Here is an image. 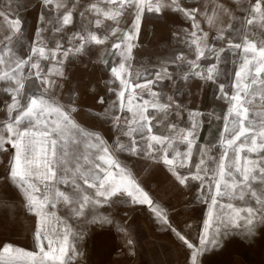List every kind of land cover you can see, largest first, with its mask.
Here are the masks:
<instances>
[{
	"label": "snow or ice",
	"instance_id": "1",
	"mask_svg": "<svg viewBox=\"0 0 264 264\" xmlns=\"http://www.w3.org/2000/svg\"><path fill=\"white\" fill-rule=\"evenodd\" d=\"M39 3L52 18L47 19L43 11L38 16L34 40L24 57L13 49L14 37L26 38L24 22L0 12V89L10 97V102L5 101L6 119L0 121V153L9 156L5 183L18 192L25 212L35 218L32 248L0 245V264H76L83 256L79 246L86 226L112 224L99 208L116 200L146 205L189 250L190 264H200L199 258L222 248L229 237L255 238L257 230L264 228V0H233L235 9L213 0L211 9L203 12L184 6L183 0H75L71 7L67 0ZM165 10L191 23L190 32L182 31L195 59L172 58L188 67L181 79L216 83L217 98L227 104L222 116L190 111L189 126L180 127L170 117L182 116L181 105L151 87L173 79L167 67L143 84L130 79L133 49L145 14ZM74 13L80 28L65 38ZM197 13L209 28L216 26L214 39L224 47L209 43ZM46 32L52 34L55 47H48L51 41ZM112 40L110 49H102L100 62L108 65L106 55L114 57L105 84L116 99L98 114L115 132L109 143L76 121L78 106L73 101L62 104L57 100L54 77H64L63 65L70 56L83 55L90 46H105ZM225 52L231 53L236 65L227 89L221 82L227 74L219 67ZM212 58L214 63L201 65L202 59ZM140 76L136 73L137 79ZM33 79L40 87L29 93L26 81ZM138 89L146 90L151 99H143ZM98 103L105 104L103 96ZM204 115L224 122L216 144L196 143L203 124L198 117ZM194 148L200 159L192 166ZM216 148L219 154L213 155ZM121 153L162 163L182 186L199 182L196 199L207 204L208 211L197 242L170 222L166 210L120 160ZM0 200L7 202L9 211L17 207L7 196ZM118 231L126 230L120 227ZM126 243L131 246L133 241Z\"/></svg>",
	"mask_w": 264,
	"mask_h": 264
},
{
	"label": "crops",
	"instance_id": "2",
	"mask_svg": "<svg viewBox=\"0 0 264 264\" xmlns=\"http://www.w3.org/2000/svg\"><path fill=\"white\" fill-rule=\"evenodd\" d=\"M67 2L71 7L75 0H67ZM81 2L84 3L85 0H81ZM216 2L231 9L236 8L233 0H216ZM183 3L186 7H195L203 12L206 7L211 9L213 0H183ZM42 11L47 19L52 18L47 10L41 8L39 0H0V12L18 17L24 22L26 38L17 36L13 39V49L17 55L24 57L28 54L38 26V16ZM197 20L200 22L201 28L208 32L209 43L216 48L224 47L223 43L214 39L217 34L216 26L209 28L199 13H197ZM44 27L49 26L45 24ZM79 28V17L74 13V23L66 29L65 38ZM183 29L190 32L192 30L191 23L179 13L165 10L160 14H145L139 38L135 41L136 47L133 49L132 76L130 77L134 83L143 84L146 79H153L155 72L160 68L167 67L173 79L161 80L151 87L153 91L162 92L165 99L167 96H171L176 103L181 105L182 116L180 118L175 115L170 117L180 127L189 126L188 113L190 111L205 114L214 112L218 116H222L227 111V104L217 98L220 93L216 83L204 82L197 78H190L187 81L181 79L183 73L188 71V67L179 60L172 62V58L182 55L187 59H195L193 51L186 43ZM45 36L51 41L48 47H55L52 34L46 32ZM112 42L114 40L109 41L105 46L93 45L87 48L83 55L70 56L63 65L64 77H54L58 85L55 89L57 100L62 104L73 101L78 106V111L75 114L76 121L87 128L99 129L107 135L113 133L114 130L110 123L99 119L98 114L112 100L116 99L113 94L107 91L105 84L110 78L109 69L114 57L106 55L108 65L102 64L100 58L102 49H110ZM166 57L168 59H165ZM214 62V58L200 61L204 67ZM41 63L47 67L44 61ZM136 73L141 74L139 79L136 78ZM25 74H27V69ZM39 87V81L35 79L26 81V91L29 93H35ZM137 91L141 92L142 90L138 89ZM127 95L126 92V97ZM142 95L143 99H151L146 90L142 91ZM101 96L105 99L104 105L98 103ZM5 101L10 102V97L6 96L0 89V119L6 117ZM162 102L164 101L162 100ZM149 111L152 112L153 110L150 108ZM123 115L129 114L125 112ZM198 119L202 120L203 124L198 130L196 143L200 146L216 144L223 128V120L208 115L198 117ZM199 159L200 154L194 148L191 165L194 166ZM131 169L141 187L151 195L156 203L169 209L170 212L181 210L186 213L185 216L188 220L199 222V204L201 201L196 199L199 182L190 181L187 187L182 186L162 163L149 161L142 157H131ZM181 171L187 172V169ZM193 210L195 211L194 214L192 213ZM181 249H183L181 253L184 255L182 264H186L189 253L183 245ZM225 264H264V252L257 261L234 258Z\"/></svg>",
	"mask_w": 264,
	"mask_h": 264
},
{
	"label": "rangeland",
	"instance_id": "3",
	"mask_svg": "<svg viewBox=\"0 0 264 264\" xmlns=\"http://www.w3.org/2000/svg\"><path fill=\"white\" fill-rule=\"evenodd\" d=\"M232 60L231 53L225 52L222 54V63L219 65L220 70L227 74L226 77H221V82L225 83L226 89L231 83L236 67ZM5 119L6 117L1 118L0 121ZM88 129L99 132L109 143L115 139L114 132L107 135L99 129ZM219 151L220 149L216 148L212 154L218 155ZM131 157L127 153L119 154L120 160L125 162L130 169ZM8 160L7 154L0 153V197L7 196L15 202L17 207L9 211L7 202L0 200V245L11 243L30 249L33 246L32 233L35 228V218L25 212L23 201L18 192L5 183ZM164 209L170 222L183 229L191 241L197 242L196 236L202 230L208 205L200 202L199 222L188 220L185 216L186 213L181 210L170 212L169 209ZM99 212L111 217L113 223L104 226L99 224L86 226L85 238L79 246L83 256L76 261V264L183 263L184 255L181 253L183 244L170 230H167L164 225L156 220L146 205H133L130 202L121 204L119 200H116L110 206L105 205L99 208ZM192 213L194 214L195 211L193 210ZM186 225H190V227H186ZM120 227L126 231H118ZM257 232L258 235L251 240L241 239L239 236L227 238L223 241L222 248L208 252L199 258L200 264H225L234 258L259 260L262 252H264V228L258 229ZM128 239L133 241L131 246L126 243ZM187 252L189 253V250ZM185 263L190 264L189 256Z\"/></svg>",
	"mask_w": 264,
	"mask_h": 264
}]
</instances>
